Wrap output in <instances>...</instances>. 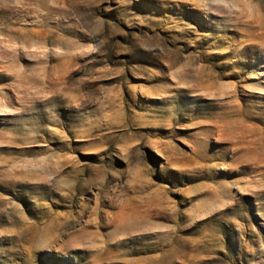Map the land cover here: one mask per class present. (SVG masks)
<instances>
[{"label":"rangeland","instance_id":"374dc122","mask_svg":"<svg viewBox=\"0 0 264 264\" xmlns=\"http://www.w3.org/2000/svg\"><path fill=\"white\" fill-rule=\"evenodd\" d=\"M0 264H264V0H0Z\"/></svg>","mask_w":264,"mask_h":264}]
</instances>
